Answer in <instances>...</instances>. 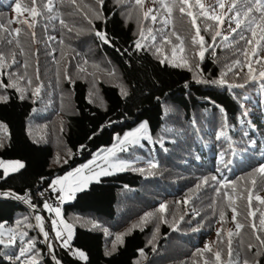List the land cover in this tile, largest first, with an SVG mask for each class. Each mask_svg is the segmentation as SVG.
<instances>
[{
    "label": "trees",
    "instance_id": "trees-1",
    "mask_svg": "<svg viewBox=\"0 0 264 264\" xmlns=\"http://www.w3.org/2000/svg\"><path fill=\"white\" fill-rule=\"evenodd\" d=\"M20 2L22 9L31 6L30 0ZM166 2L172 7L170 17L159 0H143L142 6L135 0H103V5L97 0H76L75 4L54 0L56 10L52 13L44 11L33 18L22 10L19 22L9 25L8 20H18L14 0H0V21L6 28H21L19 36L4 37L8 32L0 30V50L7 57L5 67L0 68V81L5 85L15 82L22 90L0 87V96L7 97L0 101V124L6 125V129L0 128L4 145L0 158L19 160L24 165L0 179V192L30 199L27 203L0 196V223L13 227L17 236L15 246H0V264H9L4 253L17 250L21 232L27 233L24 241L31 238L35 242L38 264H204L205 260L214 264L212 253L198 251L206 244L213 253L221 249L226 264L229 230L233 231L234 254L239 252L241 260L264 264V246L249 226L255 222L259 228L264 214V204L255 199L257 195L264 198V174L256 171L264 163V78L258 75L264 70V41L257 44L264 34V20H260V13H254L257 38L245 56L241 54L244 41L228 31L227 6L231 0H224L225 9L217 8L214 13L225 19L222 27L200 15L196 0L184 5L183 14L179 0ZM200 3L207 8L216 0ZM148 4L153 12L145 19ZM37 8H43L40 0ZM98 12L101 19L96 18ZM151 15L157 16L156 22ZM193 17L204 37L203 44L196 35ZM60 18L71 32L59 23ZM25 19L34 21L33 29L22 23ZM96 31L106 33L110 43L100 40ZM216 31L222 35L214 42ZM225 35L228 40L223 39ZM165 36L171 43L164 41ZM7 39H13L15 49L5 50L11 46ZM138 39L141 49L135 47ZM253 48L259 63L252 55ZM11 52L16 54L15 64ZM237 59L240 65L234 64ZM249 63L255 80L248 75ZM229 66L233 71H228ZM110 75H116L119 83L106 79ZM28 79L31 85L26 83ZM220 79L226 83H211ZM92 83L98 87L96 97ZM228 84L244 87L229 88ZM37 85L41 91L34 96ZM122 88L127 95L122 94ZM22 93L25 99H20ZM53 119L57 121L55 133L50 126ZM143 121L148 124L150 141L125 151L133 164L91 183L63 206L64 217L74 229L71 245L87 257L81 259L53 237L49 211L35 194L42 185L66 175L94 152L113 144L116 135ZM149 161L157 162L158 167L149 168ZM212 176L224 181L225 186L212 181ZM205 177L208 184L202 183ZM214 187H220L219 194ZM224 192H228L227 198ZM162 203L167 205L163 213L158 211ZM33 208L34 214L30 211ZM233 209L236 222L244 224L239 235L232 220ZM146 213L153 215L145 221ZM37 215L42 218L40 222L35 219ZM17 221L30 226L17 225ZM41 224L52 234L51 253L37 229ZM218 230V239L224 242L218 244L217 239L214 244ZM249 243L254 245L251 251L247 249ZM257 252L261 254L257 256Z\"/></svg>",
    "mask_w": 264,
    "mask_h": 264
},
{
    "label": "snow or ice",
    "instance_id": "snow-or-ice-1",
    "mask_svg": "<svg viewBox=\"0 0 264 264\" xmlns=\"http://www.w3.org/2000/svg\"><path fill=\"white\" fill-rule=\"evenodd\" d=\"M122 0H117V3H121ZM153 2H156V0H153ZM197 4L199 5L200 8V15L206 17L209 20L212 21H216V27H222L225 23V19H223L220 15L214 14L216 12V9H225L226 5L224 3V0H216V3L213 5H209L207 8L205 7L204 4L200 3V0H196ZM40 3L43 5L42 10H38L37 8V0H30V4L31 6H24L22 9V5L20 0H14V11L17 13V17L18 20L17 21H13V20H8L7 24H12L14 22H19V16L21 11L23 10L24 12H28L29 15L33 18L38 17V16H42L44 14V11L48 12V13H52L53 11L56 10V6L54 3V0H47L46 3H44V0H40ZM72 4L76 3V0H71ZM97 3L100 5H103V0H97ZM135 4L136 5H143V0H135ZM159 4L160 7L162 9H164L168 16L170 17L172 15V7H170L168 5V3L166 2V0H159ZM179 12L180 13H184L185 12V7L184 5H188L189 4V0H179ZM11 6V5H10ZM153 12V9H149L148 12L144 13V18L147 19L149 17V14ZM260 13V20H264V0H231L230 4L227 6V13H229L230 15L227 16V23H228V31L231 33H234L236 35L239 36V40L244 41L245 44V48L242 51V55L247 56L248 55V46H251L253 44V40L257 38V33L253 27V23L255 22V20L257 19L254 13ZM189 16H192L191 12L187 13ZM52 19H56L57 17H51ZM96 18L97 19H101L102 15L101 13H96ZM151 20L153 22H156L157 20V16L156 15H151ZM22 23L26 24L28 29H33L34 28V21L30 22L29 20L25 19L22 21ZM59 23L67 28V30L69 32L72 31V28L68 27L66 21L62 18L59 19ZM89 23L91 24L92 21L89 20ZM165 23H167V20L165 21ZM235 24V27H232V24ZM192 24L193 26L196 27V35L199 36L200 38V42L201 44H203L204 42V37L200 36V29L198 26H196V18L193 17L192 19ZM258 26V25H257ZM0 30H6L9 34V36H12L13 34H15V36H19L20 32H21V28H15V29H11V28H6V25L0 21ZM151 31V30H149ZM246 33H250L251 35L248 36ZM261 33H264V28H261ZM95 35L97 37L100 38V40H102L104 43L108 44L110 43L106 33L101 32V31H96ZM173 35H175L176 40L179 41L181 44H183V40L181 39V37L176 34L175 32H173ZM222 33L220 31H216L214 36H213V41L215 42L216 37L221 36ZM31 36L33 38V42L35 41V32L32 31ZM141 38L144 37V32L143 30L140 33ZM49 39H55V37H49ZM155 39V37H153V40ZM224 40H228V36H223ZM164 41L167 43H171V41L168 39L167 36L164 37ZM260 41H264V34L260 35L258 40H257V44H259ZM193 42H195V37H193ZM6 43L11 45L13 44V39H7ZM60 43H63V41L61 40ZM16 44L19 45V40H16ZM135 47L137 49H141L142 44H141V40L138 39L135 41ZM181 51H183V48H181ZM21 54H23V49H21ZM11 57H12V63L15 64L17 63L16 59H15V52H11L10 53ZM252 55L254 57H257L256 62L259 63L260 62V57H258L257 55V51L255 48L252 49ZM199 56L201 58V60L204 58V52L201 51L199 53ZM6 60L7 57L5 55V53L0 50V68L5 67L6 64ZM85 63H87V61H85ZM160 63L163 64L165 63V60H160ZM235 65H240L241 61L239 59H237L236 61H234ZM172 66H181V65H172ZM25 67H27V65L25 64ZM248 67V75L250 77L251 80H255L256 76L251 75L253 72V69L251 67V64L249 63L247 65ZM81 71H84V69H81ZM228 71H233V68L231 66L228 67ZM240 71H243V68L240 69ZM11 75V74H10ZM224 75V74H222ZM236 75H239V73H236ZM259 77L264 78V70L259 71L258 73ZM19 79H23V77H20ZM36 79L37 81L39 80V68L37 67L36 69ZM69 80L71 82V78L69 77ZM198 83L204 82L201 80H197ZM26 83L28 85L32 84L31 79H28L26 81ZM211 83H217L220 85H224L226 83V81L224 79H220L218 81H211ZM187 86V85H186ZM229 88H242L244 87L243 84H228L227 85ZM0 87L3 88H16L17 91H21L22 90L18 87V85L15 82H11L7 85H5L3 83V81H0ZM41 91V86L37 85L34 89L33 95L34 96H38L40 94ZM121 92L123 95H127L126 90H124L123 88L121 89ZM20 99H25V96L23 95V93L20 96ZM7 97L6 96H0V101H6ZM89 102H92L91 99ZM0 128H4L6 129V125L0 124ZM147 130V123H141L139 125L138 128H136L134 131H130L124 134V136L121 138L119 136L116 137V141L117 143L113 144L112 147L107 148V149H102V152H106L108 155H114L116 148L119 146L120 150L123 151L124 149V145L126 143H139V140L141 138V133L146 132ZM221 136L224 135L223 132H221L220 134ZM150 139V137H149ZM163 142L161 141V144ZM3 142L2 140H0V147H3ZM95 157L93 159V161H90L89 164H85L82 165L80 168H77L74 170V172H68L64 177L62 178H56L55 180H53L50 185L49 188L51 189V192L55 193V192H59L61 193L59 196H57V199L63 201L65 199V196H67L68 199L74 198V194L77 191H82L84 185L82 184H77L75 187H71L67 193L64 192L63 188L57 189L56 185H61L63 184L65 181H68L70 177H73L74 174H79L82 172L83 169H88L89 166L93 163H95ZM57 162H59V160H57ZM64 163H67V161L65 160ZM148 166L149 168H156L158 167V163L154 162V161H149L148 162ZM24 165L17 161L13 164H8L6 162H4L3 160H0V169H3V176H0V179L5 178L8 174H9V169H11L12 172H16L19 169L23 168ZM112 167H117V165H112ZM119 170H124L127 165L121 161L118 165ZM139 171L144 172V169H139ZM256 171H258L261 174H264V163H262L258 169H256ZM111 174L107 169H102L100 172H96L94 173V175L96 177H99L100 175H109ZM43 179V178H42ZM86 179H91V177H88ZM212 181H215L216 184L220 185L221 187L225 186L224 185V181L219 180L217 178V176H212L211 177ZM203 184H208V178L205 177L202 181ZM253 185L255 184V181H252ZM199 187V185L197 186ZM214 190L217 194L220 193V187H214ZM41 196L44 195V193H40ZM0 196L3 197H13L15 199L18 200H24L27 203H30V199L26 196H19L15 193L12 192H0ZM224 196L227 198L229 196L228 192H224ZM256 200H258L261 204H264V198H261L259 195H257L255 197ZM251 200H252V194L251 192H249L248 195V202L249 205H251ZM183 203L187 204L188 200H185ZM43 207L48 209L49 211H54L56 213V216L59 217L60 216V209L59 207H56L55 209L52 208V206L45 201L43 204ZM167 210V205L166 204H160L158 211L163 213ZM233 217L232 220L233 222H235V229H236V234L239 235V230L242 229L244 227V224L236 222V210L233 209ZM153 215V213H146L145 217L143 218L145 221L147 220L148 217H151ZM250 216H255V212H250L249 213ZM224 214L223 212H221V220H223ZM28 218L25 217L24 221H26ZM35 219L40 222L42 220L41 216L37 215L35 217ZM181 219H183V217H181ZM24 221H17V225H24ZM52 229L55 231V237L56 239L61 241V246L68 248L69 247V241L71 240L72 237V233H71V225L64 223L63 221H60V223H64V227L66 229H68V235L67 237H63L62 233L58 230H56V225H57V221L56 220H52ZM259 225L260 227L257 228V224L255 222H252L249 226L252 228L253 233L255 234V239L257 241H259L261 246H264V214H261V218L259 219ZM24 226H30V225H24ZM40 230L43 232V235L45 237L46 240H48L49 238V233L47 231H44L43 229V225L41 224ZM15 229L13 228H8L5 230V225L3 223H0V246H3L4 248H11L13 246L16 245L17 242V236L15 235ZM7 233V235H6ZM27 236L26 232H21L20 233V239H21V243L19 244L17 250L15 252L12 253H4L5 258L9 261V264H38L37 261V254L34 253L35 250V242L30 238L27 241L23 240V237ZM217 236L218 238L220 237V230L217 231ZM228 236L229 239L227 241V257L228 260L226 262V264H259L258 260H253V261H249V259L245 258L243 260H241L239 258L240 253L239 252H235L233 251L232 248V240L231 237L233 236V231L229 230L228 231ZM117 239L119 240L120 237L117 236ZM224 241L221 239H218L217 243H223ZM27 245V246H26ZM49 249L50 251L52 250V243L49 242ZM254 247V245H252L251 243H249L247 245V249L249 251H251V249ZM201 252H209L212 253L214 256V264H225V261L222 259V250L221 249H217L214 253H213V249L212 247H210L209 245H205V248L203 250H198ZM143 252V250H141V253ZM30 253H33L32 255H29ZM74 254H78V256L81 259L86 260L87 257L85 255L84 252L80 251L78 253H74ZM260 252H257L256 255H260ZM57 264H59V261H57ZM204 264H209L208 260L204 261Z\"/></svg>",
    "mask_w": 264,
    "mask_h": 264
},
{
    "label": "rangeland",
    "instance_id": "rangeland-1",
    "mask_svg": "<svg viewBox=\"0 0 264 264\" xmlns=\"http://www.w3.org/2000/svg\"><path fill=\"white\" fill-rule=\"evenodd\" d=\"M151 7H152V5L148 4V10L151 9ZM4 37H8V33H6ZM13 39H15V37ZM63 44H68V43L64 42ZM5 48H6L5 50L10 49V51H11V50L15 49L16 47L11 45V46L5 47ZM106 79L119 83L116 75L106 76ZM92 84L94 86L92 92L94 93V96L96 97L97 94H98V87H97V85H94V83H92ZM145 122L146 121L140 122L137 126H135L134 128H132L130 130H127L125 133L130 132V131H134L136 128L139 127V125L141 123H145ZM50 126L52 127L53 132L55 133V131L57 130V121H55L53 119V121L50 124ZM124 134H122L119 137L122 138L124 136ZM117 136L118 135L115 136V141H114L113 144L117 143V141H116V137ZM149 137H150L149 127H148V124H147V130H146V132L141 133V138L139 140V143H135V144L126 143L123 146L124 149H125L123 151H121L120 147L118 146L116 148V151H115L114 155H108L106 152H102L101 151L102 149L99 150V151L94 152V154L88 160H86L83 163H80L76 168H74L73 170H71L69 172H74L75 169L80 168L82 165L89 164L90 161H93L94 157L96 158L95 159V163L91 164L88 169H83L81 173L74 174L73 177H70L68 181L64 182V185H67V189L69 190L71 187H75L77 184H82V185H84L83 190H85V189H87L90 186L91 183L99 182L102 179V177L107 176V175H100L99 177H96L94 175V173L100 172L102 169H107L111 174L119 172V171H123V170H119V167H118V165H119V163L121 161H123L127 165V167L132 165L133 164L132 162L134 161V160L129 158L128 154L125 153V151H128L129 148L131 146H134V145L143 146L146 141H150ZM113 144H111L110 146H108V147H106L104 149L112 147ZM0 160H3L4 162H6L8 164H13V163L19 161V160H6V159H2V158H0ZM19 162H21V161H19ZM112 165H117V167H112ZM10 172H12L11 169H9V173ZM88 177H91V179H86ZM78 192H80V191L75 192L74 195H76ZM50 218H51V216H50ZM52 220H56L57 221L56 230L60 231L62 233V236L66 238L67 235H68V229H66L64 227V223L70 225V223L67 221V219L60 213L59 217L56 216L55 219H51V221ZM60 221H63L64 223H60ZM8 228H13V227H8V226L5 225V230L8 229ZM37 229L41 233L42 239H43V241H44V243H45V245H46V247L48 249V252L51 253L52 250L50 251L49 246H48L49 242H51V240L49 238H48V240L45 239V237L43 235V232L38 228V226H37ZM44 231H47L49 233L50 238H51V235H52L51 232L49 230H45V229H44ZM72 232H74L73 226L71 227V233ZM53 234L55 235V231L54 230H53ZM6 235H7V233H6ZM15 235H16V232H15ZM53 237L56 239L55 236H53ZM217 239H218V236L216 235L215 239L213 240V242H215L214 244H216ZM58 241L61 243L60 240H58ZM78 252H80V250Z\"/></svg>",
    "mask_w": 264,
    "mask_h": 264
},
{
    "label": "built area",
    "instance_id": "built-area-1",
    "mask_svg": "<svg viewBox=\"0 0 264 264\" xmlns=\"http://www.w3.org/2000/svg\"><path fill=\"white\" fill-rule=\"evenodd\" d=\"M58 177L62 178V176H56L53 180H55ZM52 181H50V183ZM50 183L42 185L38 189V191L36 192L35 197H37L42 203L47 201L52 206L53 209H55L56 207H59V209H62L63 206H64V203L68 200V198H67V196H65V199L63 201L57 199V196H59L61 193H59V192H55V193L51 192V189L49 188ZM56 187H57V189L63 188L65 193L68 192V189H67L66 185H64V183L61 184V185H56ZM40 193H44V195L41 196ZM34 210H32V212ZM55 217H56V213L53 211V219H55Z\"/></svg>",
    "mask_w": 264,
    "mask_h": 264
}]
</instances>
